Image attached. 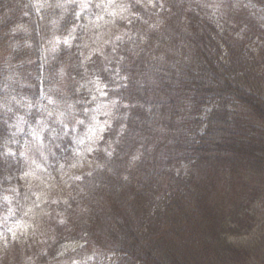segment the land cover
I'll list each match as a JSON object with an SVG mask.
<instances>
[{
  "label": "trees",
  "instance_id": "16d2710c",
  "mask_svg": "<svg viewBox=\"0 0 264 264\" xmlns=\"http://www.w3.org/2000/svg\"><path fill=\"white\" fill-rule=\"evenodd\" d=\"M85 4L0 0V264H264V0H127L90 57ZM104 105L62 214L12 237L28 156L68 154Z\"/></svg>",
  "mask_w": 264,
  "mask_h": 264
},
{
  "label": "rangeland",
  "instance_id": "374dc122",
  "mask_svg": "<svg viewBox=\"0 0 264 264\" xmlns=\"http://www.w3.org/2000/svg\"><path fill=\"white\" fill-rule=\"evenodd\" d=\"M88 1H92V5L85 4L81 12L86 13L82 44L83 51L90 57L104 51L112 38L117 21L125 20L129 11L126 6L127 0ZM64 87H67V83ZM92 91L96 96L94 88ZM101 91L99 88V95L103 94ZM93 110L95 118L92 126L90 125L85 137L68 154L54 155L52 159L49 157L52 161L47 159L40 161L33 154L28 156L30 162L25 168V184L27 188L32 189L33 196L23 216L12 225V237L15 239L23 241L35 235L43 229L44 218H49L55 212L56 216L62 214L55 208H49V203L58 205L59 201L68 195L70 181L80 177L84 165H91L90 155L99 147L106 133L104 131L112 124L111 106L104 105ZM80 247L81 244L77 242H68L63 245L62 253L75 251ZM90 259V255H85L80 264H86Z\"/></svg>",
  "mask_w": 264,
  "mask_h": 264
}]
</instances>
